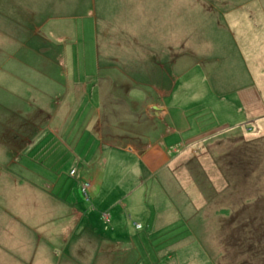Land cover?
Segmentation results:
<instances>
[{
    "label": "rangeland",
    "instance_id": "374dc122",
    "mask_svg": "<svg viewBox=\"0 0 264 264\" xmlns=\"http://www.w3.org/2000/svg\"><path fill=\"white\" fill-rule=\"evenodd\" d=\"M14 1L16 0H0V7L5 12H10L13 15L11 18L16 19L18 14L22 16L26 20L25 31H21V27L20 32L15 31V21L11 20L9 27L2 21L0 61L3 60L2 64L6 65L8 60H21L27 67L21 78L30 76L24 78L27 83L38 82V89H41L45 97L39 99L33 96L31 93L34 90L29 87L16 97L20 100V109L37 107L44 110L43 107L55 105L62 99L67 84L65 79L58 76L59 79L54 81L56 76L51 80L49 67L38 66L39 71H33L34 62L51 56L58 61L56 65L66 75L71 69L65 61L71 56L66 48L69 50L75 43L77 46L78 40V55L75 56L90 63L87 68L92 75L98 72L95 71L98 61L101 73L109 75L113 72L110 59L115 57L124 71H127L128 61L131 60V64H134L143 60L140 72L135 71V66H129L128 73L146 77L142 71L146 59L145 55L139 53V45H133L134 48L124 42L118 45L100 27L94 32V26L91 29L94 16L55 15L50 12L49 3L44 0L28 1L25 8H18ZM169 4V24L186 29L187 74L196 73L197 65L193 54L196 57L201 51L195 50L200 41L194 33L196 28H214L210 35L215 38L213 43L218 47L221 45V50L218 49L217 53L222 54L229 52L225 32H229L228 28L234 23H240V16L231 18L229 15H241L243 10H247L249 14L259 11L264 15V0H170ZM155 11L158 9L155 8ZM80 13L79 11L77 14ZM105 18L117 27L114 35L127 32L133 37L130 26L121 24L125 18L113 14H107ZM260 27V34L253 36L256 39L253 46L259 44L261 63L258 71L264 80V54L261 48L264 43V23ZM138 32L145 35L141 28ZM20 37H26L29 42L20 40L16 44L15 40ZM192 41L196 46L191 48L188 44L193 46ZM33 42L36 48L31 46ZM202 50L214 53L209 44L202 47ZM228 58L235 60L227 61L229 73L233 75L231 79L235 80L246 74L244 85L251 84L257 62L244 65L240 55H228ZM52 64L55 65V61ZM5 67L10 69L8 65ZM165 69L170 72L171 68ZM169 79L172 81L170 76L165 81ZM177 84L183 87L184 93H175V105L185 98L184 95L192 94L188 91L190 87L194 88L195 84L200 83L195 80L193 84V80H187L183 85L179 82ZM117 85L119 86L115 90L120 92V97L103 96V102L105 105L119 107V110L116 109L117 113L109 114V117L110 121L119 125L118 131L123 130L116 134L124 135L128 131L120 127L124 126L121 120L132 115L129 106L135 105H130L128 98L121 97L122 93H129V82L122 80ZM4 93L7 95L8 91L0 85V264H240L245 261V258L241 259L240 255L243 254L240 253H246L250 246L255 248L257 245L260 250L252 251L254 258L250 257L249 260L252 261H245L244 264H264V131L258 132L252 122L208 140L200 148L198 146V154L184 162L195 180V188L192 185L191 190H188L173 176H162L159 182L156 178L144 181L145 175L140 177L142 172L136 166L131 168L130 163H126L127 169H112L117 161L107 158L106 147H119V144L110 141L85 143V139H82L80 142H67L68 138L60 136L62 139H57L56 143L42 147L29 144L28 137L39 131L45 120L44 114L33 111L24 115L29 119L28 123L17 120V116L12 117L4 106ZM95 93L96 90H93L92 96ZM7 96L13 99L10 91ZM228 97L231 101L239 100L235 90ZM16 103L18 101H13L8 109L12 110ZM186 104L191 105L189 98ZM189 112H193L192 109ZM115 117L118 118L117 122L113 121ZM143 119L144 117L141 120ZM158 122L160 120L155 123ZM15 125L20 129H4L5 126L11 128ZM19 131L28 136H20ZM203 131L207 129L204 127ZM13 133V136L17 135L16 140H13ZM239 136L252 139L238 143L241 139ZM3 140H12V148L17 151L8 152ZM115 141L119 143L120 140ZM128 141L131 140L124 143ZM160 146L167 152V145L161 143ZM168 152L169 155H174L172 146H169ZM90 182L93 183L91 187ZM96 191H99L97 195ZM191 191L194 195L195 192L198 194L193 196L195 201L190 195ZM49 196L64 203L60 209L70 218V207L81 216L83 221L77 220L76 235L80 237L77 240L82 242L77 247H71L66 240L67 232L72 227L67 226L68 230L62 231L66 224L63 212L49 210L52 216L50 213L45 216L47 208L54 204L48 202ZM41 200L39 205L42 216H39L38 202ZM53 209L56 210V204ZM180 210L187 215L185 219L179 216ZM230 214L236 218L233 223L230 221ZM71 220L74 224L77 222L76 219ZM204 221L207 222L206 226ZM137 222H142L143 228L136 231ZM81 226L88 229L79 230ZM235 243L236 248L233 247ZM250 243L252 245L248 246ZM242 245L243 248L240 249ZM76 250L80 256L71 255L70 252Z\"/></svg>",
    "mask_w": 264,
    "mask_h": 264
},
{
    "label": "crops",
    "instance_id": "0c3cea01",
    "mask_svg": "<svg viewBox=\"0 0 264 264\" xmlns=\"http://www.w3.org/2000/svg\"><path fill=\"white\" fill-rule=\"evenodd\" d=\"M28 1L40 0H16L14 1V5L18 8H25ZM44 1L49 3L48 8L55 15H65L68 17H78L80 15L87 17H89L88 15L94 16L95 19L91 22V29L94 26V32H97L98 27H100L106 34L112 36L119 43L118 45H122L124 42L134 48L133 45L138 44L140 47L139 53L145 55L146 59V65L142 70L146 77L142 78L128 73L129 66H135V71L140 72L143 60L140 63L134 64H131V60L128 61L127 71H124L119 66L118 59L115 57H111L110 59V66L114 68L113 72H110L109 75L101 73V64L98 61V66L95 70L98 72L92 75L87 68L90 63H87L83 58L80 60L75 56V54L78 55V40L77 46L75 43L69 47V50L66 48V51L70 52L71 55L70 58L65 60L68 65L67 67H71L70 72H67L66 75L61 72L60 66L56 65L58 61L51 58V56L45 59H37L34 62L35 67L33 71H39L38 66H44L47 69L49 67L48 70H50L52 76H49L51 80L56 76L57 79L54 81L59 79L58 76L65 79L64 82L67 84L65 85V93L62 99L57 101L55 105L43 107L44 110L37 107L30 110H22L19 105L20 100L16 97L21 91H25L30 87L34 90L31 93L33 96L39 99L45 98L41 89H38L40 84L36 81H32L33 85L27 83L24 78H29L30 76L21 78L24 75L23 72L27 69L21 60H8L6 65L10 69H7L5 63L2 64L3 60H1L0 85L5 88V91H8L7 95L9 91L13 94V99H10L4 93L6 100L4 106L11 116H17V120L21 119V121L28 123L29 119L24 117L25 114L33 111L43 113L44 115L48 114L46 117H43L45 120L40 125L39 131H33V135H30L29 144L40 145L42 147L47 144L56 143L57 139H62L63 137L68 138L67 142L69 140L80 142L79 140L82 139H85V143L88 141H94L95 143L97 141H110L113 144H119V147L111 145L106 147L105 153L107 158L117 161L115 163L117 165L112 169H127L126 163H130L131 168L136 166L139 172H142L139 174L140 177L145 175L144 181L155 180L154 178H156V181L159 182V180H162V176L168 175L169 177H177L188 190H191L192 185L193 189L195 188L193 184L195 180L192 178L191 171L186 167L184 162L190 159L191 156L197 155L199 148L204 142L215 139L219 135H225L233 128L238 130L241 125L250 122L256 125L258 132L264 131V80L258 71L261 63L259 60V44L253 46V41L256 40L253 36L260 34V24L264 23V15L259 11L249 14L247 10H243L241 15H229L231 18L240 16V23L239 25L234 23L233 26L228 28L229 32H225V41L229 42L227 43L229 52L223 53L221 51L222 54L217 53L218 49L221 50V45H219V48L216 43H213L215 38L210 35L213 33L214 28H196L194 33L200 41L195 50L201 51L196 57L193 54V59L197 65L196 73L187 74L186 29L172 27L169 24L170 0ZM158 2H165L166 4H158ZM32 6L35 5L33 4ZM155 8L158 9L157 12ZM79 11L81 13L78 15ZM166 11L167 19L164 20ZM73 14H76V16H73ZM107 14L125 18V21L121 22V24L127 27L130 26L133 37L127 32L124 34L120 32L121 34L114 35L113 32L117 27H114L105 18ZM11 16L13 15L9 11L5 12V9L0 7V30L2 21H4L5 26L9 27L12 20L16 22L17 30L15 31L20 32V27L21 31H25L26 20L19 14L16 19L11 18ZM140 28L145 32L144 36L139 34L138 30ZM23 37L17 38L15 40L16 44L20 43V40L27 42L26 37ZM97 37L99 38V35ZM192 42L193 46L191 43L188 44L191 48L196 46L195 42ZM34 43L31 46L36 48ZM208 44L214 53L202 50V47H206ZM261 48L262 54H264V43L261 44ZM228 55H240L244 65H249L250 62H257L256 72H253L251 84L244 85L243 80L247 77L246 74L238 77V79H231L233 75L229 73L227 67V61L230 59ZM230 60L235 61L234 59ZM54 61L55 65L52 64ZM166 67L171 68L170 72L165 69ZM113 74L114 76L112 77ZM169 76L172 78V81L170 79L169 81H165V78H169ZM122 80L129 82L130 91L128 94L122 93L121 97L128 98L129 104L135 105V107L129 106V111L132 115L121 120L124 126L120 125V127L128 131L124 135L116 134L123 130L120 129L118 131L119 125L110 121L109 117V114L117 113L119 107H116V105H105L103 102V96L109 98L120 97V92H116L115 88L119 86L117 83ZM187 80H193V84H195L196 80L200 84H195L194 88L190 87L188 91L192 94L184 95L183 97L185 98L179 100V103L175 105V93L179 94L183 91V87L177 83L179 82L183 85L184 81ZM93 90H96L95 96H92ZM228 90L229 94H231L232 90H235L239 95V100L231 101L228 97ZM95 98H97L96 101ZM187 98H189L191 105L186 104ZM13 101H18V104L16 103L14 108L10 110L8 109V105ZM191 109L193 112H189ZM120 112L123 113L124 110H120ZM188 114H192V116L189 117ZM237 114L239 115L238 117ZM143 117L144 119L141 120ZM159 120L160 122L155 123ZM113 121L117 122L118 118L115 117ZM39 122L38 124H40ZM18 127L17 125L11 126V128L5 126L4 129L18 130L20 129ZM35 127H38V125ZM145 127L146 129H144ZM204 127L207 131H203ZM148 128L151 129L148 130ZM48 130L51 131L47 132ZM66 130H69V133H66ZM106 130L111 131V133ZM18 134L22 137L28 136L21 131ZM258 135H254V137ZM239 137L241 139L237 141L238 143L252 139V137ZM115 140L120 141L118 143ZM127 140L131 141L124 143ZM161 143L168 146L167 152L160 146ZM169 146H172L173 156L168 154ZM7 151L10 152L9 149ZM131 168H128V170ZM215 172L218 173L217 170ZM9 177L4 178L8 180ZM105 179H107V175H105ZM92 184L90 182L89 187ZM98 193L99 191H96L95 195ZM190 195L193 201H195L193 196L198 194L195 192L194 195L191 191ZM49 199V203L54 202L56 204V210L53 209L54 204H52L51 207L47 208L45 216L50 213L49 210L63 212L66 215L64 219V222L66 220V224L65 227L63 225L60 228L64 227L62 231L66 232L68 230L67 226L72 227V230L67 232L68 236L66 240L71 244V247H77L82 242L79 241L80 237L76 235L77 220L81 219V216L73 207H70L72 211V217L70 218L67 213L60 209V206L64 205V203L55 197L49 196ZM114 199L113 194L112 200ZM41 202L42 200L38 202L39 216H42V208L39 205ZM50 215L52 216L51 213ZM179 216H182L184 219L187 217L183 213V210H180ZM71 219H76L77 222L74 224ZM205 222L204 226H206ZM84 227L82 228L81 226L79 230L81 228L83 230L88 229V227ZM142 228V222L135 224L136 231ZM206 229L208 230V227ZM70 253L72 256H80L77 250Z\"/></svg>",
    "mask_w": 264,
    "mask_h": 264
},
{
    "label": "trees",
    "instance_id": "16d2710c",
    "mask_svg": "<svg viewBox=\"0 0 264 264\" xmlns=\"http://www.w3.org/2000/svg\"><path fill=\"white\" fill-rule=\"evenodd\" d=\"M48 115V114H47ZM47 115H44V117H46ZM17 132V131H16ZM14 135V133L12 134V136ZM17 135H15V136H13V140H16L17 139V137H16ZM28 139H30V137H28ZM4 141V140H3ZM2 141V142H3ZM11 142H12V140H5L4 141V144H6V146H7V148L10 150V153L11 152H16L17 151V149L16 148H12V144H11ZM14 147V146H13ZM230 217H231V219H230V221H231V223H233V222H235L236 221V218H235V216H232V214H230ZM233 219H234V221H233ZM234 225V224H233ZM250 245H252V243H250L248 246H250ZM233 246V245H232ZM233 247H237V243H235L234 244V246ZM240 249H242L243 248V245L241 246V247H239ZM259 247H258V245L255 247V248H253L252 246H250L249 247V249L248 250H246V253L245 252H241L240 254H243V255H240L242 258V260L244 259L245 261H246V263L249 261V262H251L252 260H249V258L250 257H253L254 256V254H252V251H257V250H260V248L258 249ZM259 252V251H258ZM257 252V254H260V253H258ZM222 256H223V253H222ZM254 258V257H253ZM245 261L244 262H240V264H244L245 263ZM214 264V263H213ZM215 264H217V263H215Z\"/></svg>",
    "mask_w": 264,
    "mask_h": 264
}]
</instances>
